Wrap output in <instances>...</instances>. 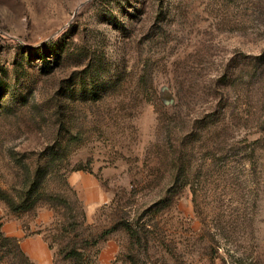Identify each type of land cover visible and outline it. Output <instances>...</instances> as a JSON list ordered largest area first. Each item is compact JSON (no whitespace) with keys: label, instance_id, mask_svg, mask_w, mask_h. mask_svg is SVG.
<instances>
[{"label":"rangeland","instance_id":"1","mask_svg":"<svg viewBox=\"0 0 264 264\" xmlns=\"http://www.w3.org/2000/svg\"><path fill=\"white\" fill-rule=\"evenodd\" d=\"M34 170L53 264H264V0H0V188Z\"/></svg>","mask_w":264,"mask_h":264},{"label":"trees","instance_id":"2","mask_svg":"<svg viewBox=\"0 0 264 264\" xmlns=\"http://www.w3.org/2000/svg\"><path fill=\"white\" fill-rule=\"evenodd\" d=\"M91 66L92 65L90 63L89 67ZM41 177V173L37 172V170H34V173L31 177V186L18 194V200L10 193L0 188V200L5 203L10 212L21 213L24 211L33 210L37 206L45 204V202H49L51 204L55 202V200L60 199L61 197L57 194L46 193L45 191L39 190L38 185L40 183ZM82 217L84 218V213H82ZM114 227L115 224H112V226L104 229L98 236L103 238L107 233L112 231ZM66 246H68V248L60 247L62 256L65 258H73L75 264H84L82 260V251L78 247V244H68ZM0 251L1 256H4L7 252L12 253L13 257H16L20 264H34L19 249L17 239L6 236L2 232H0Z\"/></svg>","mask_w":264,"mask_h":264},{"label":"crops","instance_id":"3","mask_svg":"<svg viewBox=\"0 0 264 264\" xmlns=\"http://www.w3.org/2000/svg\"><path fill=\"white\" fill-rule=\"evenodd\" d=\"M49 215L46 212L26 219L24 213H12L0 202V232L17 239L19 249L32 263L52 264L54 251L41 230L42 222L46 223ZM0 264H5V257L1 254Z\"/></svg>","mask_w":264,"mask_h":264}]
</instances>
